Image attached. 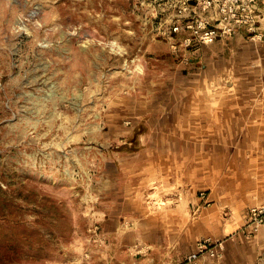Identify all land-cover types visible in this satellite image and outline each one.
<instances>
[{"label": "crops", "instance_id": "crops-1", "mask_svg": "<svg viewBox=\"0 0 264 264\" xmlns=\"http://www.w3.org/2000/svg\"><path fill=\"white\" fill-rule=\"evenodd\" d=\"M170 1L154 6L165 12L144 35L124 139L92 183L86 256L73 264H181L203 238L221 240L222 255L197 264H264V231L243 233L248 209L264 205V18L261 39L241 30L173 49L161 31Z\"/></svg>", "mask_w": 264, "mask_h": 264}, {"label": "rangeland", "instance_id": "rangeland-1", "mask_svg": "<svg viewBox=\"0 0 264 264\" xmlns=\"http://www.w3.org/2000/svg\"><path fill=\"white\" fill-rule=\"evenodd\" d=\"M161 1L0 0V264L86 256L91 186Z\"/></svg>", "mask_w": 264, "mask_h": 264}, {"label": "built area", "instance_id": "built-area-1", "mask_svg": "<svg viewBox=\"0 0 264 264\" xmlns=\"http://www.w3.org/2000/svg\"><path fill=\"white\" fill-rule=\"evenodd\" d=\"M170 5L173 12L169 26L159 28L171 37L173 49L208 44L219 38H229L241 30L246 31L251 39L263 36L264 0H171ZM180 33L184 36L174 39V35ZM200 195L203 196V192ZM243 229L246 235L264 231V205L248 209ZM222 250L221 240L203 238L181 264H197L203 254L219 258Z\"/></svg>", "mask_w": 264, "mask_h": 264}]
</instances>
